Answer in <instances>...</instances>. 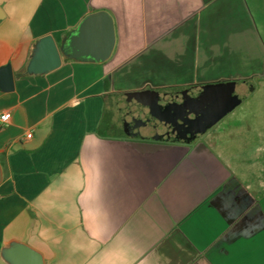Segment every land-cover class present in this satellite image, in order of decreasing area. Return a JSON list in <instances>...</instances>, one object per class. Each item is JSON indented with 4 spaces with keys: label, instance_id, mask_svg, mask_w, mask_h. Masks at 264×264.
Masks as SVG:
<instances>
[{
    "label": "crops",
    "instance_id": "1",
    "mask_svg": "<svg viewBox=\"0 0 264 264\" xmlns=\"http://www.w3.org/2000/svg\"><path fill=\"white\" fill-rule=\"evenodd\" d=\"M0 9V68L13 76L11 90L0 87V114L10 113L0 246L27 244L44 264H264L263 202L216 152V133L142 140L111 110L145 91L245 82L239 56L251 65L261 54L264 0H0ZM98 10L114 22L108 60L25 72L37 39L60 45Z\"/></svg>",
    "mask_w": 264,
    "mask_h": 264
},
{
    "label": "water",
    "instance_id": "2",
    "mask_svg": "<svg viewBox=\"0 0 264 264\" xmlns=\"http://www.w3.org/2000/svg\"><path fill=\"white\" fill-rule=\"evenodd\" d=\"M3 16L0 9V18ZM115 45L112 16L105 10L84 16L60 45L51 35L37 39L30 49L25 72L43 75L58 69L63 58L103 63ZM0 87L13 88L11 68H0ZM250 83L221 82L198 85L178 93L146 95L137 107L126 108L122 127L133 138L157 142L192 143L226 114L238 106L252 91ZM142 99V98H141ZM1 180V173H0ZM2 264H44L42 255L27 244L9 240L0 246Z\"/></svg>",
    "mask_w": 264,
    "mask_h": 264
},
{
    "label": "rangeland",
    "instance_id": "3",
    "mask_svg": "<svg viewBox=\"0 0 264 264\" xmlns=\"http://www.w3.org/2000/svg\"><path fill=\"white\" fill-rule=\"evenodd\" d=\"M261 44V54L255 55L253 64H247L251 56H239L241 61L245 59L244 70L240 71V74L243 75L240 80L252 84L254 90L230 113L221 118L203 135L197 137L194 142H202L207 136L216 133L214 136V142L217 143L216 152L227 158L235 173L246 178L247 184L245 185L249 189L255 187V191L264 205V32ZM232 79L237 78H228L223 82L235 81ZM239 83L237 82V86ZM180 91L182 89L177 88L150 91V93L145 91L144 93L147 96L157 97L162 92L169 94ZM144 93L121 97L114 106H111L115 117L113 120L119 127H121L126 108L141 105L144 101L141 96ZM251 178L259 182L250 184L248 181Z\"/></svg>",
    "mask_w": 264,
    "mask_h": 264
},
{
    "label": "built area",
    "instance_id": "4",
    "mask_svg": "<svg viewBox=\"0 0 264 264\" xmlns=\"http://www.w3.org/2000/svg\"><path fill=\"white\" fill-rule=\"evenodd\" d=\"M9 119H10L9 112L0 114V128L4 127L9 122ZM30 137H31L30 133L26 134V138H30Z\"/></svg>",
    "mask_w": 264,
    "mask_h": 264
},
{
    "label": "flooded vegetation",
    "instance_id": "5",
    "mask_svg": "<svg viewBox=\"0 0 264 264\" xmlns=\"http://www.w3.org/2000/svg\"><path fill=\"white\" fill-rule=\"evenodd\" d=\"M161 94H164V93H163V92L160 93V94L158 95V98H159V96H160ZM155 142H157V141H155ZM161 143H172V142H161ZM175 143H179V142H175Z\"/></svg>",
    "mask_w": 264,
    "mask_h": 264
}]
</instances>
